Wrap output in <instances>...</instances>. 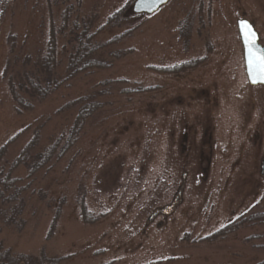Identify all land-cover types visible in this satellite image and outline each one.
<instances>
[{
	"label": "rangeland",
	"instance_id": "1",
	"mask_svg": "<svg viewBox=\"0 0 264 264\" xmlns=\"http://www.w3.org/2000/svg\"><path fill=\"white\" fill-rule=\"evenodd\" d=\"M135 2L0 0V149L8 146L7 162L36 131L38 151L63 137L75 117L67 102L100 93L102 103L59 163L31 178L26 167L16 169L29 186L25 222L0 219V242L17 253L67 257L63 264L262 261L264 227L210 237L243 214L264 211V86L249 84L237 26L248 20L264 46V0H170L152 15L136 14ZM67 4L97 33L110 67L78 75L43 100L20 91L30 106L18 107L11 82L18 87L37 72L50 26ZM117 11L122 19L109 23ZM65 43L59 40L62 77ZM83 201L100 222H83Z\"/></svg>",
	"mask_w": 264,
	"mask_h": 264
},
{
	"label": "trees",
	"instance_id": "2",
	"mask_svg": "<svg viewBox=\"0 0 264 264\" xmlns=\"http://www.w3.org/2000/svg\"><path fill=\"white\" fill-rule=\"evenodd\" d=\"M74 10V5L67 4L59 16V23L53 22L51 24L47 52L37 63V72L26 74L23 83L18 87L14 82H11L10 90L18 107L27 108L30 106L29 100L20 91L31 96V98L43 100L78 75L110 67V64L99 56V51L103 45L96 41L97 33L91 31L87 24L80 23L74 18ZM126 14L124 12V16H127ZM120 17L122 19V11H117L109 18V23H118ZM60 39L66 42L62 48L66 61L63 77L60 72L61 59L58 49ZM118 41L119 37H115L107 42V45L116 44ZM99 96L100 93L67 102L64 106L66 107L65 110H71L75 113L72 125L63 137L58 138L57 141L42 151H38L42 139L40 130L33 134L24 149L10 163L7 162L8 146L4 145L0 149V219L6 225L25 222L22 216L27 210L25 194L29 186L22 185L23 180L15 177L16 169L20 166L26 167L31 178L43 168L50 167L51 163L55 164L56 161L59 163L61 158L77 145L87 122L101 109L102 103L98 98ZM65 201V198L59 201L58 208H60L56 211L49 237L56 231L57 221L62 215ZM81 211L83 222L91 225L100 222L99 217L92 215L84 201L81 204ZM243 226L248 228L264 227V211H250L243 214L216 231L210 238L226 237L242 229ZM66 258H49L44 254L17 253L12 249H5L0 242V264H63ZM254 264H264V260Z\"/></svg>",
	"mask_w": 264,
	"mask_h": 264
},
{
	"label": "snow or ice",
	"instance_id": "3",
	"mask_svg": "<svg viewBox=\"0 0 264 264\" xmlns=\"http://www.w3.org/2000/svg\"><path fill=\"white\" fill-rule=\"evenodd\" d=\"M239 30L243 40L249 79L253 84H264V48L257 43L258 34L247 21H240Z\"/></svg>",
	"mask_w": 264,
	"mask_h": 264
},
{
	"label": "water",
	"instance_id": "4",
	"mask_svg": "<svg viewBox=\"0 0 264 264\" xmlns=\"http://www.w3.org/2000/svg\"><path fill=\"white\" fill-rule=\"evenodd\" d=\"M168 2H170V0H136L134 7H133V11L136 14H148V15H152L154 13H156L160 8H162L163 6H165L166 4H168ZM240 21H247V20H239L237 23L238 26V32L240 35V30H239V24ZM249 24H251L249 21H247ZM252 25V24H251ZM253 29L255 30L254 26L252 25ZM256 32V30H255ZM257 33V32H256ZM258 34V33H257ZM241 39V37H240ZM241 43H242V47H243V55H244V64H245V69H246V75L249 81V84L251 86H264V84H253L251 82V80L249 79V75H248V68H247V64L245 61V50H244V45H243V40L241 39ZM257 43L259 44L260 47L264 48V46H262L259 42V35H258V41Z\"/></svg>",
	"mask_w": 264,
	"mask_h": 264
}]
</instances>
